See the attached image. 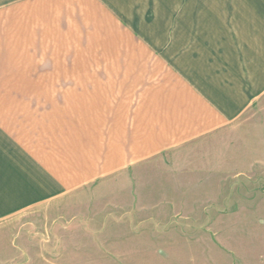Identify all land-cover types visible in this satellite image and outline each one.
<instances>
[{"label": "crops", "instance_id": "crops-1", "mask_svg": "<svg viewBox=\"0 0 264 264\" xmlns=\"http://www.w3.org/2000/svg\"><path fill=\"white\" fill-rule=\"evenodd\" d=\"M0 86V217L91 195L82 233L127 249L67 264H160L148 241L222 217L223 143L264 125V0H0Z\"/></svg>", "mask_w": 264, "mask_h": 264}, {"label": "rangeland", "instance_id": "rangeland-1", "mask_svg": "<svg viewBox=\"0 0 264 264\" xmlns=\"http://www.w3.org/2000/svg\"><path fill=\"white\" fill-rule=\"evenodd\" d=\"M195 2L230 4L235 0ZM254 111H249L246 116L251 117ZM20 112L19 116H22L27 111ZM256 116L259 120L254 131L252 125L248 126L242 143H223V204L211 206L223 216L205 222L200 231L153 239L158 245L148 241L145 248L148 252L144 255L147 261L160 264H264V125L260 120L263 115ZM8 127L0 125L1 154L14 148L12 127ZM217 181L213 179V183ZM217 192L212 191L213 194ZM72 195L67 197L66 203L50 200L1 215L0 264H67L90 259L94 256L91 249H127L122 238H93L83 234L82 231L88 229L84 223L76 221L83 214L92 216L91 207L82 205L91 195H81L77 199L75 193ZM95 196L100 195L96 193ZM188 223L195 225L193 222L183 224ZM165 242L170 246L163 244ZM111 255L116 261H124L123 254Z\"/></svg>", "mask_w": 264, "mask_h": 264}]
</instances>
